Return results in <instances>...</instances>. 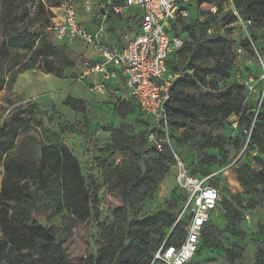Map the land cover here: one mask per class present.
<instances>
[{
    "label": "trees",
    "instance_id": "1",
    "mask_svg": "<svg viewBox=\"0 0 264 264\" xmlns=\"http://www.w3.org/2000/svg\"><path fill=\"white\" fill-rule=\"evenodd\" d=\"M223 1L227 0H196V4ZM232 1L244 18L253 19L255 26L264 27V0ZM62 2L0 0V93L12 90L19 75L29 69H40L45 74L64 78L66 71L75 66L74 60L61 47L64 43L55 39L52 30V8L59 7ZM197 6L189 7V19H178L169 30L185 40L184 46L169 56V69L178 70L185 64L192 71L171 88L167 104L171 140L174 132L182 130L186 133L195 123L219 126L230 123L233 118L232 124L236 121L243 134L235 147L251 146L264 155V107L256 117L247 144L245 129L254 121L256 100L248 97L244 85L234 75L242 62V58L237 60L236 47L243 49V55L246 51L253 55L251 43L241 34L235 39L208 35L209 25L230 23L234 16L228 14L200 20ZM127 12L129 17L136 16ZM199 29L204 31L203 35ZM253 39L256 43L259 39L254 31ZM249 102H253L252 107L247 106ZM64 104L85 116L88 114V103L84 99L68 96ZM114 107L122 119L140 111L134 100H114ZM11 121L12 118H5L0 123V264H157L154 256L163 244L180 246L185 238L186 220L177 221L179 211L168 207L141 220L132 219L157 189L164 173L177 162L167 145L160 151L148 142L151 128L143 118L139 131L122 121L111 133L114 150L129 155L126 163L106 168L105 182L113 189L119 205L114 209V221L98 254H91L80 263L72 262L65 245L57 238L56 229L42 225L38 217L44 214L49 218L56 216L62 211L61 203L65 202L78 221L89 222L98 199L94 187L88 182L78 157L68 147L59 148L55 144L43 145L40 158L34 162L21 157L12 158L3 171V158L14 148L19 136ZM35 124L43 127L38 121ZM213 139H207V148L222 145L221 140L213 142ZM256 160L257 166L244 165L238 170L247 202L237 200L234 203L225 199L222 204L221 199L217 211L203 228L195 256L202 246L220 244L214 224L222 214V205L228 230L240 236L243 233L237 230V224L241 221V210L247 208L246 211L251 213L253 209L263 208L264 157L257 156ZM217 161L216 156L205 153L202 159L205 168L199 170L183 162L194 176L203 178L214 174L210 184L218 188L216 182H212L217 172L211 171ZM221 163L224 160L219 161ZM53 183H57L61 190V200L50 195ZM185 197L184 193L183 202ZM47 208L51 212L47 213ZM263 232L264 224H261L259 234ZM244 253V246L236 242L226 249L231 264L241 259ZM255 258L256 264H264V254L259 248Z\"/></svg>",
    "mask_w": 264,
    "mask_h": 264
},
{
    "label": "rangeland",
    "instance_id": "2",
    "mask_svg": "<svg viewBox=\"0 0 264 264\" xmlns=\"http://www.w3.org/2000/svg\"><path fill=\"white\" fill-rule=\"evenodd\" d=\"M90 3L89 10L86 6H80L77 7V13L79 9L81 17L83 10H86L88 16H99L107 11V26L113 33V41L120 44L123 31L130 24L127 11L133 14L135 10L128 8L123 14H116L113 6H124V0H101V2L90 0ZM94 21L93 28L99 27L102 18L95 17ZM198 31L201 35L204 34V31L200 29ZM253 31L259 36L257 43L264 46V27L254 26ZM52 41L56 43L55 39ZM61 47L74 60L75 66L68 70L64 78L47 75L40 72V69L27 70V75L20 76L16 89L14 85L12 90H4L0 93V123L5 118H12L10 124L21 134L18 138V146L22 144L26 147L29 143V148L33 150L40 149L46 144H55L59 148L68 147L78 157L84 174L88 182L93 185L98 198L90 221H78L75 214L67 209L65 202L61 203L62 211L59 214L51 218L46 214L40 215L38 220L42 225L56 229L57 238L65 245L72 262L80 263L91 254H98L100 244L114 221V209L119 205L113 189L105 182L106 168L109 165L126 163L129 155L114 150L111 133L122 121L127 122L135 131L141 130L142 115L137 111L122 119L115 110V99L110 93L88 92L94 76L83 77V71L85 62H91L95 58L91 46L77 41L64 43ZM259 72L260 69L253 55L246 51L234 75L237 78L239 75L245 77ZM68 96L84 98L88 103V114L85 116L67 107L64 101ZM252 105L253 102L247 103L249 107ZM233 120L232 118L230 123L226 122L219 126L206 122L195 123L186 133L179 130L172 136V143L180 160L191 165L193 169L205 168V165L202 166L205 153L217 157V163L211 166V171L217 172L212 182H216V186L221 191L222 204L225 199L234 203L237 200L247 202L242 176L238 170L244 165L257 166L256 157H264L254 147H235L236 141L240 140L243 134L239 125L236 127L232 124ZM37 121L43 125L41 127L44 128L43 134L38 131L35 124ZM209 137L214 138L213 142L221 140L222 145L207 148ZM10 160V155L4 156L1 163L3 171L6 170ZM221 160H224V163L219 164ZM176 174L175 164L164 173L157 189L143 202L138 212L132 215V219L141 220L168 207L176 212L181 210L184 191L176 182ZM50 190L52 197L61 200L62 193L57 183H53ZM222 208V214L214 224L220 244L200 247L190 264H231L226 249L231 248L234 242L242 244L245 248L243 257L234 264H256V250L259 248L264 254V232L259 234V225L264 224V205L263 208L253 209L249 220L246 217L248 209L241 210V221L237 224V230L243 233L242 236L228 230L223 205ZM45 210L47 213L51 212L50 208ZM171 231L172 228L168 235ZM157 264L162 263L157 262Z\"/></svg>",
    "mask_w": 264,
    "mask_h": 264
},
{
    "label": "built area",
    "instance_id": "3",
    "mask_svg": "<svg viewBox=\"0 0 264 264\" xmlns=\"http://www.w3.org/2000/svg\"><path fill=\"white\" fill-rule=\"evenodd\" d=\"M85 6L88 10L91 8L90 0L85 1ZM191 6H197L196 0H124V6H113L116 14L124 13L126 8H136L138 13L129 17L130 24L125 27L120 44L113 41V33L107 26V11L96 16V19L102 18L101 25L91 29L78 19L77 0H63L59 7H55L58 12L52 8V30L59 43L81 41L94 49L96 58L86 61L83 71V77L98 76L90 84L89 91L92 94L108 92L117 102L134 100L151 128L148 142L160 151L167 145L176 157V182L186 195L177 221L186 220L185 238L180 246L163 244L157 250L154 261L162 264H189L197 251L204 226L222 199L220 190L210 184L214 174L203 178L192 175L175 153L170 135L167 104L171 88L192 71L185 64L178 70L169 69V56L185 43L182 36L173 35L169 30L178 19H189ZM197 10L200 20L228 14L234 16L230 23L209 25L208 35L235 39L241 34L251 43L253 58L260 72L237 78L244 85L248 97L256 100L254 121L250 128L245 129L248 144L256 117L264 104V48L253 39L255 22L244 18L232 0L203 2ZM236 55L237 60L242 58L241 47H236ZM233 125L237 127L238 123L235 121ZM246 217L249 220L250 213L247 212Z\"/></svg>",
    "mask_w": 264,
    "mask_h": 264
},
{
    "label": "crops",
    "instance_id": "4",
    "mask_svg": "<svg viewBox=\"0 0 264 264\" xmlns=\"http://www.w3.org/2000/svg\"><path fill=\"white\" fill-rule=\"evenodd\" d=\"M98 0H96V2H97ZM100 2H101V0H100ZM80 6H85V0H77V7H80ZM77 7H76V9H77ZM128 8H126V10H127ZM129 9H134L135 10V12L133 13V14H137L138 13V9H136V8H129ZM53 10L55 11V12H58V10L56 9V8H53ZM125 10V11H126ZM81 11V10H80ZM78 19H79V21L83 24V25H85V26H87V27H89V28H91V29H95L96 27H94L93 28V25H94V20H95V15L93 16V15H89L88 16V13L86 12V10H83V17H81V13L79 12V9H78ZM123 14V13H122ZM127 14H128V12H127ZM119 15H121V14H119ZM130 16V15H129ZM95 58H96V54H95ZM94 58V59H95ZM40 72H42V71H40ZM68 72V70L66 71V73ZM27 71H25V72H23V73H21L20 75H19V77H18V80H17V82L19 81V79H20V76L21 75H27ZM44 73V72H43ZM47 75H49V74H47ZM91 76H94V78H93V81L92 82H94V81H96L97 79H98V76L97 75H91ZM17 82H16V84H15V89H16V86H17ZM91 82V83H92ZM90 86V85H89ZM4 91V90H3ZM88 92L90 93V94H92L90 91H89V88H88ZM1 95V94H0ZM80 99H84V98H80ZM85 100V99H84ZM38 128V131L41 133V134H43V131H44V128L43 129H41V127H37ZM21 134H20V132H19V136H20ZM19 136H18V138H19ZM29 144V143H28ZM26 145V147H24L22 144L21 145H19L18 146V139H17V141H16V143H15V146H14V148L13 149H11L6 155L8 156V155H10V159H12V158H15V157H21V158H24V159H26L27 161H29V162H34V161H37L39 158H40V154H41V147H40V149H33V150H31V148H29L30 146L29 145ZM5 155V156H6Z\"/></svg>",
    "mask_w": 264,
    "mask_h": 264
},
{
    "label": "water",
    "instance_id": "5",
    "mask_svg": "<svg viewBox=\"0 0 264 264\" xmlns=\"http://www.w3.org/2000/svg\"><path fill=\"white\" fill-rule=\"evenodd\" d=\"M34 71H36V69H34Z\"/></svg>",
    "mask_w": 264,
    "mask_h": 264
}]
</instances>
